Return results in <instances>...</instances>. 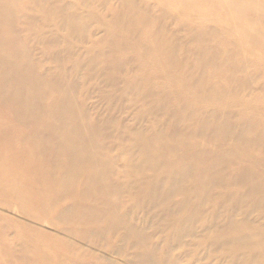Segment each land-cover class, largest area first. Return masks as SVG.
Masks as SVG:
<instances>
[{
	"label": "bare ground",
	"instance_id": "6f19581e",
	"mask_svg": "<svg viewBox=\"0 0 264 264\" xmlns=\"http://www.w3.org/2000/svg\"><path fill=\"white\" fill-rule=\"evenodd\" d=\"M176 250L264 264V0H0V264Z\"/></svg>",
	"mask_w": 264,
	"mask_h": 264
},
{
	"label": "rangeland",
	"instance_id": "374dc122",
	"mask_svg": "<svg viewBox=\"0 0 264 264\" xmlns=\"http://www.w3.org/2000/svg\"><path fill=\"white\" fill-rule=\"evenodd\" d=\"M25 0H19V4L22 5V3L24 2ZM196 25H198L196 23ZM46 228V230L48 231H54V228L52 226H44ZM204 251H202V253L200 254L199 257H197L196 261L194 264H217V259L216 257H211L210 260H207V257H203ZM203 255V256H202ZM175 256L178 258V264H186L187 261L192 257V255L186 253L185 250H183L182 252L180 250H176L175 251ZM201 257V258H200ZM224 264V263H222Z\"/></svg>",
	"mask_w": 264,
	"mask_h": 264
}]
</instances>
